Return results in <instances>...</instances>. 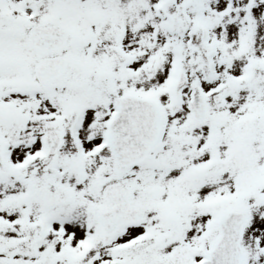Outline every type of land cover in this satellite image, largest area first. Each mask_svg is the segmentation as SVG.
Segmentation results:
<instances>
[{"label": "snow or ice", "instance_id": "obj_1", "mask_svg": "<svg viewBox=\"0 0 264 264\" xmlns=\"http://www.w3.org/2000/svg\"><path fill=\"white\" fill-rule=\"evenodd\" d=\"M0 264H264V0H0Z\"/></svg>", "mask_w": 264, "mask_h": 264}]
</instances>
